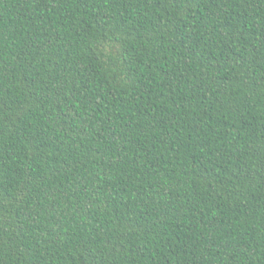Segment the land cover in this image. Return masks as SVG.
<instances>
[{"label":"trees","instance_id":"trees-1","mask_svg":"<svg viewBox=\"0 0 264 264\" xmlns=\"http://www.w3.org/2000/svg\"><path fill=\"white\" fill-rule=\"evenodd\" d=\"M0 264H264V0H0Z\"/></svg>","mask_w":264,"mask_h":264}]
</instances>
